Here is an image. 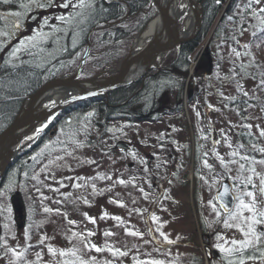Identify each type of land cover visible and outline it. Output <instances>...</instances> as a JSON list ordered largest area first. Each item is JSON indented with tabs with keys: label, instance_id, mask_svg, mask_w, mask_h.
<instances>
[{
	"label": "rangeland",
	"instance_id": "374dc122",
	"mask_svg": "<svg viewBox=\"0 0 264 264\" xmlns=\"http://www.w3.org/2000/svg\"><path fill=\"white\" fill-rule=\"evenodd\" d=\"M90 2L21 0L19 20L10 22L1 38L0 56L12 50L9 60L15 62L39 48L43 60H52L64 52L70 36L75 37L72 31L83 22L80 18L75 23V17ZM149 6L139 13L152 11ZM154 16L156 12L133 37L102 50L120 45L128 55L134 37ZM136 18L127 14L121 23ZM95 28L90 36L94 28L87 33L84 53L87 42L90 46L91 37L100 30ZM205 53L206 42L192 58L182 98L180 93L165 98L173 110L181 102L176 109L179 113L161 117L159 123L117 121L104 134L87 135L86 131L85 135L84 131L67 150L59 148L58 137L56 145L55 140L49 141L32 154L28 160L35 165L32 174L21 176L16 187L8 183L0 192V264H189L204 253L203 238L211 235L214 198L222 182L229 183L238 199L229 218L231 226L223 230L230 241L225 251L245 248L243 242L250 237L239 234L232 217L253 215L239 206L240 199L253 202L249 191L255 197V211L264 208V194L259 191L264 178L260 163L264 161V136L260 134L264 119L252 108L238 113L229 107L241 96L237 86H227L218 78L203 89L198 86L196 81L207 67L202 59ZM231 53L239 59L228 47L220 56L226 80L232 72ZM92 55L94 63L80 80L110 76L113 73L108 72L116 71L121 61L114 52V59L101 71L102 61ZM172 58L160 60L159 69ZM38 131L23 140L18 154L37 140ZM248 134L251 138L244 137L243 143L237 138ZM258 225H254L255 233ZM245 264L256 262L250 259Z\"/></svg>",
	"mask_w": 264,
	"mask_h": 264
},
{
	"label": "trees",
	"instance_id": "16d2710c",
	"mask_svg": "<svg viewBox=\"0 0 264 264\" xmlns=\"http://www.w3.org/2000/svg\"><path fill=\"white\" fill-rule=\"evenodd\" d=\"M198 2L203 12L200 32L193 41L182 44L166 56L167 59L173 57L168 66L150 72L141 82L121 88L106 98L81 102L58 114L38 131L37 140L28 149L19 153L7 167L0 179V192L8 183H12L13 187L18 186L21 176H30L35 165L28 162L29 158L49 141L55 140L56 145L58 137H60L59 148L67 150L74 139L84 131L85 135L86 131H88L87 135L104 134L109 125L117 121H125L129 124L159 123L161 117H170L175 111L179 113V109H176L181 102L173 110L166 104L165 98L179 93L182 98V90L188 78L192 58L204 42H206V53L202 59L207 67L204 75L199 76L196 81L198 86L203 89L215 78H218V81L224 80L227 86H237L236 90L241 96L234 98L229 103V107L238 113H241L245 107L252 108L260 112L264 119V23H261L264 13L259 11L264 7V0H261L260 4L253 3L251 6L249 0H198ZM150 3L151 0H92L90 6L82 14L80 13L77 19L75 17V23H78L80 18L83 21L81 25H77L76 30L72 31L75 37L71 35L70 43L64 46V52L52 57V60H43L44 57L39 55V48L34 52H26L24 56L20 55L15 62L9 60L12 50L2 53L0 134L11 125L28 97L44 84L71 74L77 69L78 61L84 53L87 33L91 29L100 27V30L91 37V55L84 65L80 78L85 74L88 66L94 63L92 54H97L99 61H102L101 71L114 59V52L120 55L119 60L125 58L127 52L121 51L120 45L116 48L113 46L106 50L102 49L138 33L145 20L155 13L154 9L147 14L139 13L146 10ZM21 4V0H10L7 4L0 3V43L7 29L9 30L13 24L10 22L19 20V16H12L9 13H19ZM253 12L256 13L255 16ZM127 14L137 15V18L124 24L101 29L120 21ZM125 25L130 27L129 30L125 29ZM227 47L235 54L239 53L238 60L233 59L232 53L228 56L232 60V72L228 80L222 77L224 60L222 61L220 57ZM4 48L2 46V50ZM209 62L212 68L208 65ZM191 101L192 99L188 98L186 102L190 104ZM67 118L70 119L69 122ZM241 136L237 135V138L242 143L244 137L248 139L250 137L249 134Z\"/></svg>",
	"mask_w": 264,
	"mask_h": 264
},
{
	"label": "water",
	"instance_id": "95a60500",
	"mask_svg": "<svg viewBox=\"0 0 264 264\" xmlns=\"http://www.w3.org/2000/svg\"><path fill=\"white\" fill-rule=\"evenodd\" d=\"M198 6H199V12L194 10L195 17H196V28L190 36L183 38L181 37L179 27H177V25L171 22L168 15L165 14L162 11L161 7L158 5V0H151L150 6H149L150 9L154 8L157 14L161 17L168 31V40L164 45L150 43L136 52H133L131 48V52L120 61L115 71V75L112 81L101 89L79 91L78 93L71 95L61 101H57L50 106L41 107L39 110L33 109V105L36 101V98L45 89H48L51 87H65V86H72V85L78 86V85H81L82 83L89 82V80L79 79L83 71L84 65L88 57L90 56V46H89V41H88L85 53L77 69L68 76L58 77L44 84L32 96L28 97L23 102L17 116L15 117L11 125L0 134V148L6 142H8L3 152V154L6 155L7 158H6L4 167L2 171L0 172V179L4 175L7 167L17 157L18 152H19V147L22 144L23 140L31 136L38 129L40 130L48 122L54 119L58 114L66 111L67 109H69L71 106L75 104L98 99V98H106L108 95H110L111 93L121 88L141 82L145 77L148 76L150 72H152L153 70L154 71L159 70V67L154 66L153 64H155L156 62L159 63L160 60H162L170 52L174 51L182 44L193 41L199 34L202 21H203V12H202V8L199 2H198ZM124 20L125 19L109 24L107 25V27H113L123 22ZM95 30L96 28H94L89 33V36ZM129 64L134 65V72L129 79H124L123 70L125 66ZM209 66L211 68V62H209ZM99 76L100 75L90 80H95ZM69 121L70 119L67 118V122ZM14 145L18 147V152L13 156L8 157L7 153L9 152L10 148ZM216 197H217L218 205L225 212H230L232 210L233 198L231 196V191H230V187L228 183L224 182L221 184Z\"/></svg>",
	"mask_w": 264,
	"mask_h": 264
},
{
	"label": "bare ground",
	"instance_id": "6f19581e",
	"mask_svg": "<svg viewBox=\"0 0 264 264\" xmlns=\"http://www.w3.org/2000/svg\"><path fill=\"white\" fill-rule=\"evenodd\" d=\"M158 5L161 7L162 11L168 15L171 22L179 27L181 37L186 38L194 32L196 28L195 11L199 12L198 0H158ZM167 40V28L161 17L156 13V16H154L148 22L144 30L134 37L132 50L133 52H136L150 43L164 45ZM158 64L159 63L156 62L153 65L158 66ZM133 72V64L125 66L123 70L124 79H129L132 76ZM108 73L113 74L110 76L100 75L95 80L88 79L89 82L82 83L78 86L72 85L65 87H51L45 89L36 98L33 109L39 110L41 107L50 106L57 101H61L71 95L78 93L79 91L101 89L108 85L115 75V71H110ZM7 143L8 142H6L0 148V172L2 171L7 158V156L3 154ZM16 147L17 146L14 145L10 148L9 152L7 153L8 157H11L18 152V147Z\"/></svg>",
	"mask_w": 264,
	"mask_h": 264
},
{
	"label": "flooded vegetation",
	"instance_id": "af4514ba",
	"mask_svg": "<svg viewBox=\"0 0 264 264\" xmlns=\"http://www.w3.org/2000/svg\"><path fill=\"white\" fill-rule=\"evenodd\" d=\"M229 187L231 191L232 188L230 185ZM217 193L214 198L216 212L211 214L213 216V219L211 220V224H210L211 235L203 238L204 253L203 254L200 253L199 258L194 259L189 264H240L241 260L243 261V264H245L246 261L250 259L255 261L256 264H264L262 261L264 254V223L258 225L255 236H249L251 243H248L244 249L233 252L225 251V248L227 249L230 241L227 239L225 232H223V230L225 226L229 225L230 223L229 218H231L234 212L238 199L233 197L231 191V196L233 198V207L230 212H225L217 203V197H216ZM260 212H264V208L256 213L259 214ZM251 216L252 215H250L249 217ZM246 218L247 217L243 216V220L241 219L234 220L233 226L235 227V229L237 228L239 234L242 233L244 235V231L248 230L247 222H249V219ZM257 219L264 220V217H260L259 215H257ZM237 224H239V227H236ZM241 229H243V231H241ZM198 236L200 237V234H198ZM257 237H259V239H257ZM252 241H255L254 245ZM221 249L224 250L222 251ZM198 251H199V247H198Z\"/></svg>",
	"mask_w": 264,
	"mask_h": 264
},
{
	"label": "snow or ice",
	"instance_id": "6c2138e0",
	"mask_svg": "<svg viewBox=\"0 0 264 264\" xmlns=\"http://www.w3.org/2000/svg\"><path fill=\"white\" fill-rule=\"evenodd\" d=\"M9 2H10V0H0V3L7 4ZM253 3L260 4L261 0H249V6H251ZM64 6L67 7L68 5L65 4ZM259 11L261 13H264V7H261L259 9ZM9 15L19 16V13L18 12H12V13H9ZM253 15L255 16L256 13L253 12ZM261 23H264V19H261ZM245 47H247V45H245ZM237 55H239V53H237ZM245 95H247V93H245ZM260 134L262 136H264V130H262ZM262 151H264V150H262ZM260 163L264 164V161H260ZM241 167H243V165H241ZM121 183H123V181H121ZM261 185L262 186L259 189V191L261 192V194H264V178H261ZM247 196L252 197L253 198V202L251 204H247V203L244 202L243 199H240V205H239L240 208L247 209L249 212L253 213V215L248 218L249 221H250L249 224H248V230L244 231V235L246 237L255 236L256 233H255L254 225L264 223V220L257 219V215H259L260 217H264V212H260L259 214L256 213V211H255V197H254L253 192H251V191L247 192ZM261 203L264 204V201H261ZM45 211H48V209H45ZM115 219H119V217H116ZM232 219H237V217L233 216ZM240 219L243 220V217H240ZM228 226H231V225H228ZM236 227H239V224H237ZM241 231H243V229H241ZM257 239H259V237H257ZM232 243L236 244L237 241L233 240ZM243 243H244V245H247L248 243H251V241L250 240H245ZM96 250L99 251L98 248ZM221 250L223 251L224 249H221ZM121 255H123V253H121ZM240 264H243L242 260H241Z\"/></svg>",
	"mask_w": 264,
	"mask_h": 264
}]
</instances>
